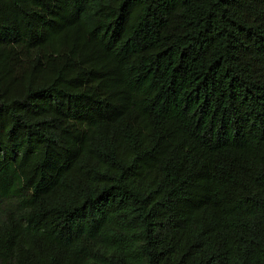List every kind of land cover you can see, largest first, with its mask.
I'll use <instances>...</instances> for the list:
<instances>
[{"label": "trees", "instance_id": "obj_1", "mask_svg": "<svg viewBox=\"0 0 264 264\" xmlns=\"http://www.w3.org/2000/svg\"><path fill=\"white\" fill-rule=\"evenodd\" d=\"M0 264H264V0H0Z\"/></svg>", "mask_w": 264, "mask_h": 264}]
</instances>
